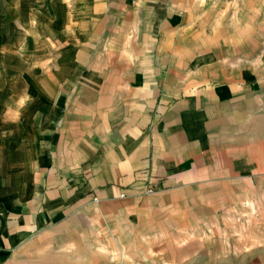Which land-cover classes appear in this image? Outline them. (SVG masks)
<instances>
[{
	"label": "crops",
	"instance_id": "crops-1",
	"mask_svg": "<svg viewBox=\"0 0 264 264\" xmlns=\"http://www.w3.org/2000/svg\"><path fill=\"white\" fill-rule=\"evenodd\" d=\"M247 199L264 202V0H0V264H91L114 218L139 223L123 249L197 246L212 203Z\"/></svg>",
	"mask_w": 264,
	"mask_h": 264
},
{
	"label": "rangeland",
	"instance_id": "rangeland-1",
	"mask_svg": "<svg viewBox=\"0 0 264 264\" xmlns=\"http://www.w3.org/2000/svg\"><path fill=\"white\" fill-rule=\"evenodd\" d=\"M20 67L22 71L26 68L25 65ZM25 83L21 80L17 83L12 82V85L21 89L27 87ZM186 191L177 190L173 193L151 195L146 198L145 205L137 207L138 209L171 207L176 202L175 197H183ZM213 191H216L213 186L198 190L202 194ZM211 206L212 223L205 220L204 226L207 228L195 231V238L202 243L189 248L126 250L123 249L126 248L124 244L136 241L141 234L137 225L139 223L125 231L122 220L115 218L110 221L103 220L100 227L102 233L93 244L100 243L102 239L109 249H117L106 253H93L96 258L91 259V264L96 262L99 264H264V202H259L258 208L252 201L234 205L232 209L220 200L216 204L212 203ZM105 210L126 212L128 206L114 204ZM133 220L138 221V219ZM149 235L150 240H156L152 232Z\"/></svg>",
	"mask_w": 264,
	"mask_h": 264
},
{
	"label": "built area",
	"instance_id": "built-area-1",
	"mask_svg": "<svg viewBox=\"0 0 264 264\" xmlns=\"http://www.w3.org/2000/svg\"><path fill=\"white\" fill-rule=\"evenodd\" d=\"M150 192H152L151 189H147V190H146V193H150Z\"/></svg>",
	"mask_w": 264,
	"mask_h": 264
}]
</instances>
